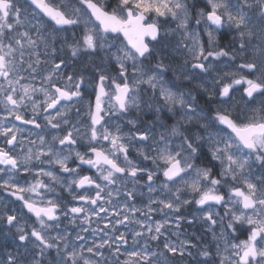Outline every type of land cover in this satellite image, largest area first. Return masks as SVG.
Segmentation results:
<instances>
[{"label": "snow or ice", "instance_id": "1", "mask_svg": "<svg viewBox=\"0 0 264 264\" xmlns=\"http://www.w3.org/2000/svg\"><path fill=\"white\" fill-rule=\"evenodd\" d=\"M78 3L85 9L87 19L81 16V8L72 5L71 0L59 4H53L52 0H30L36 13L29 15L35 19L38 14L54 22L57 34L49 44L40 34V20L35 24L28 21L35 28L37 37L45 41V48L50 49L52 63L51 70L42 78L41 86L36 87L31 83L21 84L24 76L13 78L12 75L19 71L15 63L21 66L25 63V43L29 48L37 47V40L29 31H15L25 23L22 19L25 10L20 0H0V80L7 83L6 88L0 85V92L4 94L5 112L36 129H41L39 118L41 113H45L42 117L45 128L59 130L64 127V134L53 135L51 141L46 140L43 134H38L37 140H29L35 151L29 148L23 155H14L0 149V189L21 201L39 224V229L32 227L26 230L15 214L5 211L0 216L9 227L16 229L19 241L26 242L22 246L27 253V264H106L103 250L107 248L115 257L128 242L125 235L102 238L99 244L93 242L91 246L70 243V234L60 230V217L70 218L69 223H75L83 214V224H89L93 216L101 220L107 218L105 228L110 224L115 232L117 225L124 224L131 217L125 215L120 218L117 211L114 213L117 219L113 221L107 216L109 209L98 202L104 200L110 204L108 198L113 195L112 186L118 183L122 185L126 198L135 200L136 186L141 178H144L149 194L157 187L167 193L165 199L149 197L147 212L144 213L146 220L148 213L168 209L177 228L181 221L192 224L193 221L181 214V207L192 203L182 199V190L187 189L199 194L195 203L204 213L201 218L210 225V230L217 224L221 230L218 236L212 233L216 241L212 245L201 246L190 239L174 243L165 236L162 245L158 246L162 250L157 252L151 250L146 242L140 251L126 252L129 257L136 258L135 264H173L174 261L182 264L185 257L196 259V264H264V0H205V7H198L197 0H116L115 6L111 7H107L104 0H78ZM256 9L260 10L258 25L255 23ZM249 12L252 15H248ZM161 18L164 23L176 22L175 30L181 33L177 47L192 56L189 68L199 76L183 75V81L192 83V91L185 92L173 81L164 80L170 65L161 58H157L154 68L145 71L143 61L150 62L152 57H158L155 48H150L149 44L167 39L169 30L161 33ZM202 21L205 22L203 25ZM81 25L84 26L81 40L70 42L61 35ZM225 25L238 30L240 37L237 45H229L227 50L219 47L216 35ZM113 34L116 38L122 36L125 43L114 46L107 39ZM6 38L8 42H5ZM56 44H59V49ZM113 47L115 51H109ZM65 48L70 50L73 60L97 55L114 59L118 71L115 76L105 74V66L101 63L93 65L94 77L91 79L86 78L83 68L66 73L68 63L63 56L57 55ZM18 49L19 61L15 55ZM35 57L34 63H28L23 69L29 72L28 78L32 80L42 63L39 52ZM217 61L227 70H215L213 75L210 69ZM129 66L133 77L131 83ZM72 67L75 69V64ZM61 79L66 81L64 87L57 85ZM142 84L148 85L156 98L154 102L160 105L154 113L157 123L162 115L161 108L174 123L170 126L162 124L165 131L159 133L154 131V124L137 127L136 119H127L132 126L129 132H123L118 123L110 129V123L128 117L131 109L141 110L139 86ZM167 84H172V87ZM90 88L94 101L86 99ZM36 94H42L44 99L38 102L34 99ZM197 95L203 96V104ZM25 100L31 102L30 119H24L18 111ZM81 101H85L87 106L85 115L88 121L83 125L86 128L84 133L69 116L72 109L80 115V109L75 105ZM151 106L152 102H144L145 108ZM20 131L15 126L0 124V136L5 137V143L10 146L22 144L17 136ZM78 140L85 151L76 149ZM104 142L109 145L107 149L103 147ZM130 147L152 167L147 164L140 166L130 159ZM69 163L76 166L69 167ZM82 166L96 169V178L79 175ZM254 168L258 169L255 173L252 171ZM21 173L46 177L48 182L37 179L25 187L16 179ZM62 176L74 178L65 181ZM159 177L162 179L157 185ZM57 185L70 194L75 191L73 185L76 189L92 186L94 195H74L73 201L94 207L89 210L82 206L69 207L65 203L62 209L56 199L45 197V193L55 195ZM105 189H108L106 193ZM120 190L115 189L117 193ZM25 192L38 197L43 206L32 196L26 198L22 195ZM153 204L158 208H153ZM216 206L224 209L223 215L216 211ZM123 210L133 216L142 211L135 206L129 208L128 204L123 206ZM101 213L105 216L101 217ZM135 222L145 231L134 233V243L138 242L137 238H143L145 232L148 240H160L165 235L162 229L169 224L168 219L152 224L141 220ZM49 228L56 230L54 237L47 235ZM81 230L88 231L83 226ZM237 233H247V239L237 241ZM75 239L83 242L85 237L77 233ZM221 242L223 248L220 247ZM29 243L33 244L34 250L29 251ZM193 248L197 249L196 257L191 251ZM52 252L54 256L49 255ZM85 252L89 254L87 257ZM3 264L22 262L16 255L8 253ZM116 264H119L118 259Z\"/></svg>", "mask_w": 264, "mask_h": 264}, {"label": "flooded vegetation", "instance_id": "2", "mask_svg": "<svg viewBox=\"0 0 264 264\" xmlns=\"http://www.w3.org/2000/svg\"><path fill=\"white\" fill-rule=\"evenodd\" d=\"M53 4H59V3H68V0H52ZM105 5L107 7L115 6L116 0H104ZM22 9L25 10V15L22 17V19L25 20V23L23 26L18 27L15 31L16 32H23V31H29L30 35L33 39L37 40V47L35 49L29 48L27 44L25 43L24 48V61L25 63L23 66H21L18 62L15 63L16 69H18V72H13V78H16L20 75L24 76L25 79L21 80V84L31 83L34 84L36 87H40L42 84V78L43 76L47 75V73L51 70L52 63H51V56H50V49L45 48V41L40 40L36 35L35 28H32L31 25L28 23V21H31L32 24L36 23V20H40L41 28H40V34L45 38V40L51 44L52 38L55 37L57 34L54 31L53 25L54 22L48 21V18L46 17H40L38 14L35 15V19L32 15H29L30 13H36V10L34 6L30 4V0H20ZM71 4L75 7L81 8V16L85 19H87V14L85 12V9L81 7V5L78 3V0H71ZM197 6L198 7H205V0H197ZM248 15H252L251 12L248 13ZM259 16H260V10H255V23L259 24ZM152 18V17H150ZM9 22H12L9 20ZM160 23L162 24L161 27V33L163 34L165 29H168L167 32V39H162L160 43L152 42L149 44L150 48H155L156 53H158V57L154 56L151 58L150 62L148 60L143 61L145 71L147 72L149 68H154L155 64L157 63V58H161L164 60V63L167 65H170L169 70L164 75L165 81H173L178 87L187 92L193 90L192 83H189L187 81H183V75L185 74H191L194 77L199 76V73L192 72L189 68V65L192 63V56L189 52L183 49H178V44L181 39V33L179 31H176V22L175 21H169L167 23L163 22V18H161ZM205 22L202 21L201 24L203 25ZM83 25H81L79 28L72 29L70 32L62 33L61 35L66 36L70 42L73 40H81L83 36ZM190 28L192 25L190 24ZM74 33V36H73ZM218 36V43L219 47H225L227 50V46L233 45L236 46L237 42L239 41V33L238 30H236L234 27H229L225 25L224 28H222L219 32L216 33ZM201 36H204L203 31H201ZM114 46H119L125 41L123 40V37L116 38V36L109 35L107 38ZM147 39V38H146ZM5 42L7 41V38L5 39ZM256 40L253 38V43H255ZM185 43H188V41H185ZM13 46L16 47V45L13 43ZM56 47L59 49V44H56ZM109 51H115V47L110 49ZM39 52L42 63L38 67V71L35 74L36 78L34 80L29 79V72L23 71V69L27 68L28 63H34L36 57L35 53ZM46 53H49V55H46ZM16 60L19 61V49L16 52ZM58 56H63V58L67 61L68 67L65 69L66 73H72L74 70L78 71L81 68L85 70L86 78H93L94 77V67L93 65H100L101 63L104 64V72L105 74L115 76L118 71V65L116 64L114 59H109L100 55L94 56L92 58L81 56L78 60H73L70 57V50L65 48L63 52L58 51ZM223 59V58H222ZM75 64V69L72 67V65ZM227 70L224 68V65L220 63L219 61L213 63V69H210V72L214 75L215 70ZM176 77H180L179 80H176ZM132 75H131V67L129 66V83L132 82ZM146 78V77H145ZM251 78V77H249ZM197 83L200 82L199 80L196 81ZM66 81L61 79L57 81V85L64 87ZM0 85H3L5 88L7 87V83L3 80H0ZM166 86L172 87V84H167ZM209 85H206V87ZM140 88V101H141V110L137 111L135 109H131L128 117L122 118L118 121H113V123H110L108 127L114 128L115 124H119L121 127V130L123 132H129L130 129H132V126L127 123V119H136L137 120V127H142L147 124H154L155 128L154 131L164 132L165 129L161 126L162 124L166 125H172L174 123V120L170 118V115L161 108L162 115L159 117V123H157V116L154 114L155 109L159 107L160 105L156 102L155 97L152 96L151 90L148 88V85L142 84L139 86ZM173 90H176V88H173ZM111 91V89H109ZM92 89L90 88L88 90V93L86 95V99H92L94 101V96L91 95ZM194 95H196V92H193ZM35 100L38 102L42 101L44 99L42 94H36L34 97ZM197 99L203 104V96L197 95ZM149 101L152 102V106L150 108L144 107V102ZM105 102L107 103V99L105 98ZM75 108L80 109V115L78 116L75 109H72L69 112V116L71 118V122L73 124H77L78 127L81 129V133H84L86 131V128L83 127V125H86L88 121V117L85 115V112L87 111V106L85 101H81L75 105ZM5 104H4V94L0 92V124H2L5 127H12L15 126L16 128L20 129L21 131L17 133L18 140H22V144L18 145H8L5 143V137L0 136V149H4L5 151H11L14 155H23L24 152L27 151L29 148H33L35 151V147L29 143V140H37L38 134H43L46 138V140L51 141V138L53 135H63L64 134V127H62L59 130H52L50 128L44 127L43 122V115L45 113H41V117L39 118V121L41 123V129H36L33 125H27L24 124L23 121H17L12 116L8 115L5 112ZM19 113L24 117V119H30L32 117V110H31V102L28 100H25L24 105L21 106L18 109ZM51 112V110H49ZM235 115V113H234ZM6 117V118H5ZM179 117L177 116V119ZM107 119V117H106ZM79 121V123H77ZM66 127V126H65ZM86 143V140L84 141ZM37 143H39L37 141ZM77 150L79 151H85L86 149L80 146V141L78 140L77 145L75 146ZM103 147L107 149L109 145L107 142L103 143ZM136 147H140V145H136ZM129 158L132 159L135 163L139 164L140 166H143L144 164H147L149 167H152V164L150 162L142 161L139 154L134 151L131 147L129 148ZM122 160V157H121ZM76 165L73 163H69V167H75ZM44 167H49L48 165H44ZM254 172H257L258 169L254 168ZM215 171V170H214ZM58 175H61L59 172H57ZM79 175L84 176H91L94 179L98 175L96 169L89 168L88 166H82L79 169ZM7 178V177H4ZM74 177L71 176H62V179L65 181H69L73 179ZM16 179L21 183L23 186H27L30 184H34L37 179H44L45 183L48 182V179L46 177H36L33 174H24L21 173L19 176L16 177ZM162 177L157 178L156 184L159 185L160 180ZM100 183L101 181H97ZM113 187V195L109 197L111 203H106L104 200L99 201L98 203L102 204L104 207L109 209V212L107 216L111 218L113 221L117 219V217L114 215L115 212H120V218H122L125 215H128L131 217L130 220L126 221L124 224H119L116 226V231L113 232L111 230V225H108V228H105V224L108 223L107 218L101 220L99 217L93 216L91 218V222L89 224H83V214H81L80 218L75 221V223H69V219H65L63 216L60 217V230L64 231L66 230L67 233L70 235L68 236V240L70 243H84L86 246H91L93 242L99 244L101 242L102 238H115L116 236H119L120 234H124L127 238V244H124L120 248V252L116 254L115 257L108 251L107 248H105L103 251L105 253L106 257V264H116V260L118 259L119 264H135L136 258L129 257L126 252H131L133 250L140 251L145 243L147 242L148 247L153 251H161L162 248L158 247L159 245H162V242L165 239V236L171 240L172 242H178V240H185L190 239L194 244L198 245H212L211 242V234L212 232H220V225L217 224L215 226H211L205 222L204 219L201 217L204 215L200 211V206L196 205L195 200L199 198L198 193H193L190 190L183 189L182 190V199H188L191 200L192 203L188 205H184L181 207V214L187 218V220L193 221L192 224H189L185 221H181L179 224V227L177 228L175 219L172 215V213L168 209H164L163 211H154L151 213H148V219H145L144 213L147 212V207L149 203V197L155 199H165L167 193L161 192L159 188L157 187V190L153 193L149 194L148 189L146 186H144V178L140 179V184L136 186V199L130 200L126 198L124 194V190L122 188V185L118 183ZM128 187L131 188L132 185L130 182H128ZM73 188L75 191L73 193H69L68 191L64 190L62 187L57 185L55 187V195L52 193H45V197L47 199H56V202L60 204L61 208L63 209L64 204L67 203L69 207L71 206H82L86 207L89 210L91 207L85 204L82 201H73V196H79L81 194H88V195H94V191L92 190V186H85L84 189H76L75 185H73ZM115 189H121L119 193L115 191ZM108 191V189H105V193ZM221 192H223V189H220ZM26 198L29 196H32L33 199H36L38 204H41V201L38 197L34 196L30 193H22ZM103 195V194H102ZM59 197V199H57ZM125 204H128L129 208L132 206H135L136 208L142 209V211H138L134 214V216L129 213L125 212L123 210V206ZM41 206H43L41 204ZM153 208H158V205L153 204ZM7 211L8 214H15L17 216L18 221L25 226L26 230H30L32 227H36L39 229V224L36 221V218L33 214L29 213L26 208L23 207V204L21 201L17 200L15 197L10 196L7 192H5L3 189H0V216H3L4 212ZM216 211H219L221 215L224 214V209L220 206H216ZM101 217L105 216L104 213L100 214ZM168 219L169 224L165 226V229H162V231L165 232L164 236H161L160 240L158 241H151L148 240V234L145 232V236L143 238H137L136 243L133 242V236L136 231H145L144 228H142L139 224H137L136 220L144 221L145 224H152L154 222H162L163 220ZM51 223V222H49ZM86 227L88 229L87 232H84L81 230V228ZM103 229V231L101 230ZM79 233L80 235L85 237V240L83 242L76 241L75 237ZM107 233V236L105 235ZM179 233V235H178ZM56 230L53 228H49L47 235L55 236ZM244 234L243 236L247 239V233H241ZM242 235L240 236L242 240L245 238ZM26 242H20L18 239V234L16 232V229L14 227H9L6 224V221L4 219H0V264H3V262L7 259L8 253H12L13 255H16L18 259L21 260L22 264H27V261L25 260V257L27 256V253L25 252V248L22 246ZM29 251L34 250L33 244H28ZM193 252V256L196 257L197 249L193 248L191 249ZM50 256H54L55 253H49ZM89 254L85 252V256L87 257ZM170 255V254H169ZM95 259V258H94ZM180 259V258H177ZM199 259H202L200 257ZM175 264V261L173 262ZM182 264H196V259L194 258H188L185 257L182 259Z\"/></svg>", "mask_w": 264, "mask_h": 264}, {"label": "rangeland", "instance_id": "3", "mask_svg": "<svg viewBox=\"0 0 264 264\" xmlns=\"http://www.w3.org/2000/svg\"><path fill=\"white\" fill-rule=\"evenodd\" d=\"M223 65H224V64H223ZM252 171L254 172L253 169H252ZM254 173H255V172H254ZM213 232H214V231H213ZM213 232H212V233H213ZM215 233L217 234V236L219 235L218 229H217V232H215ZM241 235L243 236L244 234H241V233H237V234H236L237 241H238V240H242L241 237H240ZM243 237H244V236H243ZM245 239H246V238H245ZM211 242H212V244H215V243H216V241L213 240V236H212V234H211ZM220 247L223 248V242L220 243Z\"/></svg>", "mask_w": 264, "mask_h": 264}]
</instances>
